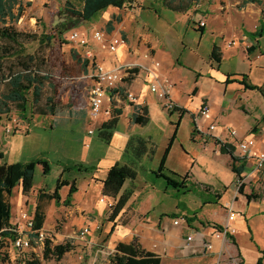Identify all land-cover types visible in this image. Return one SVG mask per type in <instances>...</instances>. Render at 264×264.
Masks as SVG:
<instances>
[{"label":"crops","instance_id":"1","mask_svg":"<svg viewBox=\"0 0 264 264\" xmlns=\"http://www.w3.org/2000/svg\"><path fill=\"white\" fill-rule=\"evenodd\" d=\"M133 3L130 4L133 15H129L121 31V26L116 29V24H123L120 15L124 8L109 7L99 14L100 24H96L99 15L90 22L106 25L108 35L125 39L126 43L116 52L102 48L93 40V32L104 31L103 28L94 27L90 37L79 30L86 36L87 44H74L78 50H84V58L77 53L75 58L88 66L83 75L86 77L83 91L91 84L89 77L96 62L108 70L121 68L124 78L114 94L123 114L109 143L98 137L101 124L107 120L105 117L92 121L88 113L77 118L78 111H73L72 123L83 125L79 138L85 150L81 165L96 170L94 173L71 171L74 175L63 188L67 197L73 183L77 188L69 207L73 219L71 227L87 224L94 229L100 226L99 233L93 230L88 235H94V240L104 235L103 249L109 253L114 252L119 243L137 241L146 251L159 255L161 264H229V257L234 255L241 258L242 264H258L259 259L264 264V255L260 253L264 251V244L256 241L255 230L258 227L264 231V169L255 172V156L264 151V4L245 0H196L188 12L180 13L166 7L164 0H133ZM201 22L205 23L204 27L200 26ZM214 49L221 57L219 63L212 59ZM147 50L152 52L150 59L143 56ZM156 62L160 63L159 67L155 66ZM163 79L172 84L169 98L179 111H167L151 92V85ZM127 93L135 94L148 110L147 125L133 123L134 108L126 100ZM206 101L211 107L207 118L199 114ZM84 110L87 108L80 111ZM211 125H215L214 131H209ZM89 129L95 130L94 135H88ZM183 130L185 134L181 139ZM231 130L237 135H230ZM160 133L166 156L163 173L169 171L176 174V178H184L188 187L199 185L198 192L215 196L213 201L211 197L206 201L196 198L186 210L178 200H173L171 188L163 184L157 187L154 182L162 160L156 162L153 157L149 164L151 156L148 154L137 160L127 148L129 142L137 138L150 142L155 148ZM248 138L256 142L253 156L242 159L237 146ZM223 144L233 147V153H222ZM178 148L186 158L182 169L169 164L173 151ZM116 163L136 167L137 178L124 184L122 193L133 189L134 194L121 214L111 220V210L98 196L107 197L102 195L103 181ZM139 168L145 170L143 180H139ZM244 178L245 183L238 190V183ZM90 191H94V196L81 202L79 195L84 192L87 197ZM231 203L238 215L228 221L227 207ZM36 206H30L33 215ZM83 213L91 214L92 219ZM176 219H180L179 226L173 224ZM47 225L46 218L42 230H46ZM227 225L235 231L230 245L212 236L215 226ZM189 235L195 236L192 252L183 250ZM200 235L212 243L208 254L198 250ZM244 236L251 237L246 246L252 248V242L255 248L247 249L242 245L240 238ZM222 250L224 253L220 256Z\"/></svg>","mask_w":264,"mask_h":264},{"label":"rangeland","instance_id":"2","mask_svg":"<svg viewBox=\"0 0 264 264\" xmlns=\"http://www.w3.org/2000/svg\"><path fill=\"white\" fill-rule=\"evenodd\" d=\"M18 1L19 5L14 9L15 15L19 14L20 6L24 8L21 18L15 23L18 30L24 33L37 34L42 38L46 36H55V39L50 43V47H46L45 55L54 76L56 90L58 91V102L63 105L64 114L60 113L55 117H35L31 123H27L23 122V120L19 118L18 113L14 111L8 117H3L0 121V157L1 155L3 157L0 158V165L3 163L13 164L17 162L44 160L48 162L51 167L49 175L43 174L41 166L37 167L34 178L35 187L28 196L22 194L20 186L14 189L13 196L9 199L12 205L11 221L13 224L17 221L20 209H28L30 211L29 213L33 215L34 211L30 206H42L47 214V223H49L47 229L43 230L47 238L53 242V245L55 243L60 244L71 241L73 242L74 250L66 254L61 262H56L54 259H44V247H35L27 250L23 255L14 250L10 243L8 247L0 250L2 256L6 257V261H0V264H28L29 260H37L40 261L41 264H109V257L113 252L109 253L108 250L103 249L105 247L104 242H106L104 235L102 236V234H100L94 240V235H80L79 229L87 224L82 227H71L73 223L72 214L69 212L71 210L69 209L71 200L68 202L65 193L66 190L63 189L67 186L63 183H70L69 178L71 175H74L71 171L70 173L69 171H64V167L81 164V160L84 158L83 152L85 151L79 144L83 125L78 123H66L65 120L70 119L69 113L83 110L87 107L86 97L82 95L84 93L82 88L85 82L83 79L85 76L83 75L87 72L88 66H86V68L85 63L82 61L78 62V58H75V53H77L81 59L84 58L82 56L84 50H78L73 43H70L68 41V35L71 31L80 30L87 32L90 37V33L94 27L103 28L104 32L108 34V27L106 25H96L102 22L101 15L97 17L95 24V22L90 23L82 19L74 18L66 11L67 3H70L76 10H81L84 5V0ZM252 1L257 5L264 4V0H245V2L248 3H252ZM130 4H134L133 0H127L123 12H121L120 16L123 20V24H116V29L121 26L120 31L125 22L129 20V15H133ZM129 40L132 41L133 37ZM39 45L40 43L38 42L29 45L28 52H34L39 48ZM72 78L75 79V83L71 85L69 80ZM184 134L185 132L183 130L181 132V139L184 138ZM162 136L163 135L160 133L157 137L158 143L154 145L155 154L148 159L149 164H152L153 157L156 162H159L164 157V138L161 139ZM200 152H202V150ZM182 153L183 151L179 148L173 151L169 163L170 167L182 169L181 165L186 159ZM144 168H147L146 162ZM138 171L140 173L139 180H143L145 170L139 168ZM156 171H158V169H156ZM154 177V182L157 184V187L160 186V184H166L162 179L156 178L155 175ZM137 184L140 185V182H137ZM80 186L82 187L81 180ZM190 186L191 190L189 192H177L176 189L168 186L171 188L173 200H178L180 205L186 208V210H189L190 205L196 201V198L201 197L206 201L211 197L198 192L199 190L196 186L192 184H190ZM58 187L59 189L57 190ZM152 187H155V185L153 184ZM56 190L60 197L59 203L49 201L42 196L44 194H53ZM93 196L94 191H90L87 197L83 192L78 198L82 202L84 198L89 200ZM98 199L100 200L101 197L98 196ZM214 199L215 196H212L211 200L213 201ZM66 201L68 204H66ZM190 214H192V211H190ZM89 215L91 214L87 213L84 215L83 213V216L92 219ZM100 228L101 227L98 225L94 229L90 226V233L95 230L97 234L100 232ZM255 230L256 237L258 238H256V241L264 244V231L258 227H256ZM242 238L243 237L240 238L242 245H249L251 237L246 238L244 236L246 239ZM251 247L255 248L252 242ZM252 248L249 246L247 247V249ZM260 253L264 255V251H260Z\"/></svg>","mask_w":264,"mask_h":264},{"label":"trees","instance_id":"3","mask_svg":"<svg viewBox=\"0 0 264 264\" xmlns=\"http://www.w3.org/2000/svg\"><path fill=\"white\" fill-rule=\"evenodd\" d=\"M196 0H164V4L170 10L180 13L188 12ZM254 2V1H253ZM127 0H84L81 10H76L70 3L66 5V11L73 16H77L87 22H91L101 12L109 7L123 9ZM19 5L18 0H0V121L3 117H8L12 112H16L23 122L31 123L37 118L57 116L64 114L63 105L58 102V91L54 82V76L46 59V47H50L51 41L55 36L40 37L37 34L24 33L18 30L15 23L21 18L24 8L20 6L19 14L15 15L14 9ZM111 26V25H110ZM38 42L39 48L34 52H28L29 45ZM214 62L219 63L220 55L214 49L212 54ZM130 73V72H129ZM132 75V73H130ZM116 91L114 92V94ZM124 100V97L121 96ZM111 116L105 120L98 130V137L105 143H109L118 126L123 114L114 95L111 100ZM132 121L134 124L145 126L149 122V114L146 107H134ZM176 111H179L177 108ZM81 112V113H80ZM70 119L66 123H72L73 112L69 113ZM78 117L87 115V110L78 111ZM137 160L144 155L153 156L155 148L150 142L141 138L133 139L127 146ZM234 148L223 144L222 153L232 154ZM168 152V149L167 151ZM167 155V154H166ZM0 158H3L2 155ZM163 157L161 167L154 175L166 182L167 188L172 187L177 191L189 192L191 187L184 183L181 177L180 181L174 179L177 176L174 173L164 170ZM41 166L44 175H49L51 167L44 160H34L29 162H17L13 164L3 163L0 165V250L8 247L15 241L17 233L12 223V205L10 198L13 196L14 189L21 187L22 194L28 196L34 188V178L36 169ZM64 171H73L76 173L86 172L94 173L95 168L84 167L81 164L64 167ZM137 178V169L133 165L116 163L111 167L103 181L102 195L113 198L114 207L111 209V219L115 220L130 202L134 191L133 189L124 191L122 189L127 181H135ZM64 185H69L64 182ZM169 186V187H168ZM199 187V185H197ZM59 187L57 188V190ZM53 194H44V198L49 201L59 203L60 197L58 191ZM77 191L75 183L71 185L70 194L67 197L68 202L72 194ZM66 201V204H68ZM47 214L45 210L37 206L34 214L35 230H42ZM221 229V226H215ZM32 239L36 235H31ZM233 241V237H231ZM32 248L37 247L35 242L31 241ZM74 250L71 241H66L58 245H53L50 239H46L44 245V259H54L61 262L67 253ZM26 260V259H25ZM24 260V263H25ZM0 261L5 262L6 257L0 253ZM162 259L159 255L146 251L137 241L130 244L119 243L115 251L109 257V264H161ZM28 264H41L40 261H28ZM258 264H262L259 259Z\"/></svg>","mask_w":264,"mask_h":264},{"label":"built area","instance_id":"4","mask_svg":"<svg viewBox=\"0 0 264 264\" xmlns=\"http://www.w3.org/2000/svg\"><path fill=\"white\" fill-rule=\"evenodd\" d=\"M33 1V0H29ZM205 23L201 22L200 26L204 27ZM93 40L98 43L102 48L109 50L110 52H116L121 45L126 43L125 39L116 36H110L106 32L102 30H96L92 34ZM68 41L70 43L84 46L87 44V38L80 31L74 30L71 31L68 35ZM144 58L150 59L152 57V52L147 50L143 55ZM156 67L160 66V63H155ZM131 70V68H130ZM128 70V71H130ZM128 71H126L128 73ZM125 72V73H126ZM86 77H83V79ZM124 73L121 68L116 70H108L101 63H95L93 66V73L89 77L91 84L87 86L84 91V95L86 97L87 102V113L89 118L92 121H99L102 117L109 119L111 116V100L114 92L117 91L119 85L123 81ZM70 84L75 83V79L72 78L69 80ZM172 88V84L168 79H163L161 82H155L151 85V92L156 94L158 99L161 101L163 108H165L169 112L176 111L177 106L171 101L169 98L170 90ZM126 100L128 103L133 105L134 107H143L142 104L139 103L138 98L133 93H127ZM211 107L208 101L204 102L201 107L199 114L202 117L207 118L210 115ZM215 125H211L209 127V131L215 130ZM95 130L89 129L88 135H94ZM230 135L236 136L237 132L235 130L230 131ZM256 145V142L253 138H248L242 140L238 143L237 151L238 156L242 159L252 157V151ZM257 162L255 165V172H260L264 169V151L259 152L256 156ZM246 178L242 179L238 183V190L244 185ZM101 203H104L106 207L111 210L115 201L113 199L107 197H101ZM228 212V221H233L238 213L234 210L233 203H231L227 207ZM174 226L180 225V219H176L173 221ZM15 226V232L17 233V238L14 242H12V247L14 250L18 251L20 254H23L30 249H33L31 246V241L33 240L37 247H44L45 241L47 238L46 234L43 230H35V221L34 215L30 214L29 211L24 210L21 211L17 221L13 224ZM90 233V226H85L80 230V235L85 236ZM235 231L231 227L221 226V229L215 227L213 237L216 239H222L230 245L233 243L231 237H233ZM36 235L34 239H32L31 235ZM195 236L189 235L186 238V243L183 246V250L186 252L194 251L192 247V242H194ZM200 242L198 250L202 254H208L211 252L212 243L211 241L203 235L199 236ZM196 250V249H195ZM224 251L220 252V256H222ZM229 264H242V260L238 255L229 257Z\"/></svg>","mask_w":264,"mask_h":264},{"label":"water","instance_id":"5","mask_svg":"<svg viewBox=\"0 0 264 264\" xmlns=\"http://www.w3.org/2000/svg\"><path fill=\"white\" fill-rule=\"evenodd\" d=\"M73 16V15H72ZM74 18H77V19H80L79 17H77V16H73ZM83 20V19H82ZM85 21V20H84Z\"/></svg>","mask_w":264,"mask_h":264}]
</instances>
